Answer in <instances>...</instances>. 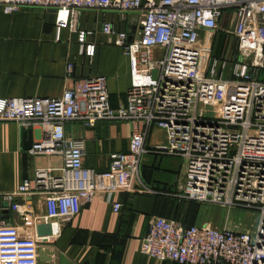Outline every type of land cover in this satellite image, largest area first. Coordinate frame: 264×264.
Here are the masks:
<instances>
[{"label":"built area","instance_id":"1","mask_svg":"<svg viewBox=\"0 0 264 264\" xmlns=\"http://www.w3.org/2000/svg\"><path fill=\"white\" fill-rule=\"evenodd\" d=\"M24 8L54 9L56 33L72 29L82 10L136 12L139 31L128 41L110 23L102 26L104 35H115L114 45L132 67V84L118 108L110 105L104 76L74 80L56 98L0 99V122L41 129L43 138L29 155H59L63 163L56 170L36 169L14 191L0 192V213L16 211L18 199L44 197V215L26 219L22 231L0 219V264H38L39 243L58 236L60 223L77 216L96 193L108 201L134 186L152 194L140 178L148 153L182 158L176 197L255 210L259 219L251 235L155 217L141 241L142 254L174 264H264V0H0L4 14ZM226 10L234 15L226 32L237 41L230 68L210 56L209 35L223 31ZM84 37L81 32L80 55L92 56ZM72 69L68 64L67 73ZM74 120L86 127L129 123L127 151L110 155L106 171L85 167L83 142L64 131ZM153 130L163 133L161 142H150ZM121 208L112 205L114 213ZM44 223L51 224V237L37 236L36 225Z\"/></svg>","mask_w":264,"mask_h":264},{"label":"crops","instance_id":"2","mask_svg":"<svg viewBox=\"0 0 264 264\" xmlns=\"http://www.w3.org/2000/svg\"><path fill=\"white\" fill-rule=\"evenodd\" d=\"M222 15L220 27L224 29L234 15L230 10ZM139 19L136 12L82 10L72 29L61 28L56 33L54 9L24 8L9 15L0 9V99L56 98L72 87L74 80L104 76L110 105L118 108L125 103L132 84V67L121 48L114 45L115 35H104L102 26L110 23L115 32L125 33L131 41L139 31ZM81 32L85 34L83 45L93 46L92 56L80 55ZM68 64L73 65L71 73L66 71ZM64 131L67 137L83 142L84 165L97 172L108 169L110 155L127 151L130 137L129 123L117 121H98L86 127L74 120L65 123ZM24 132L15 123L0 122V192L14 191L24 180ZM42 138L41 129L32 128V143ZM162 140L163 133L153 130L150 142ZM62 164L59 155L28 153L27 178H32L36 169L56 170ZM183 164L180 157L145 154L140 178L153 193L134 186L133 192L113 193L110 201L105 193H96L77 216L60 223L59 235L38 252V264H174L140 252L148 223L155 217L185 226L207 224L228 229L227 224H219L210 215L208 205L176 197ZM16 203V211L5 210L0 219L17 230L27 228L26 219L44 215L42 195L18 199ZM114 203L122 205L118 213L112 210Z\"/></svg>","mask_w":264,"mask_h":264},{"label":"rangeland","instance_id":"3","mask_svg":"<svg viewBox=\"0 0 264 264\" xmlns=\"http://www.w3.org/2000/svg\"><path fill=\"white\" fill-rule=\"evenodd\" d=\"M230 22L224 27L222 32L214 33L209 35L211 40L210 56L226 60L228 67L230 68L232 63L237 59L236 44L237 41L234 36L230 35ZM229 68L225 70L224 78H228ZM208 111L212 108L207 107ZM209 115H213L209 113ZM206 209L216 217L219 224L225 223L228 229L238 232H248L254 235L258 224L259 215L258 212L251 209L235 208L227 210L225 208L217 206H206ZM45 243H39V250L41 251L42 246ZM40 255V253H39Z\"/></svg>","mask_w":264,"mask_h":264},{"label":"water","instance_id":"4","mask_svg":"<svg viewBox=\"0 0 264 264\" xmlns=\"http://www.w3.org/2000/svg\"><path fill=\"white\" fill-rule=\"evenodd\" d=\"M157 71L152 72V77H156ZM31 133L32 129H27L23 133V151L24 154L22 156V164H23V178H27V156H28V151L31 149L33 143L31 141ZM36 234L38 237H51L52 236V227L51 224L49 223H44V224H38L36 225Z\"/></svg>","mask_w":264,"mask_h":264}]
</instances>
